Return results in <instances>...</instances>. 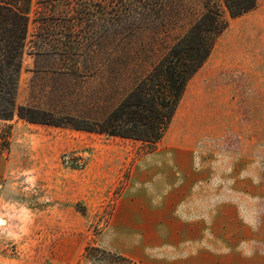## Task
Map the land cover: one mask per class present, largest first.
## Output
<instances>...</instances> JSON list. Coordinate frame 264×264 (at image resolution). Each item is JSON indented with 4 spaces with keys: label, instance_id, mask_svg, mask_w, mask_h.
<instances>
[{
    "label": "rangeland",
    "instance_id": "374dc122",
    "mask_svg": "<svg viewBox=\"0 0 264 264\" xmlns=\"http://www.w3.org/2000/svg\"><path fill=\"white\" fill-rule=\"evenodd\" d=\"M38 9L33 0L31 18ZM201 10L202 0H162L154 13L164 14L168 27L159 35L150 21L124 40L88 39L74 28L64 49L37 48L31 22L18 101L64 116L91 115L96 105L106 110L124 92L102 91L107 79L132 68L126 62L160 56ZM176 143L205 150L212 179L224 192L234 187L244 216L264 221V0L229 19L188 80L157 151ZM152 151L68 125L12 121L9 150L0 153V264H144L119 258L126 255L113 211L131 171ZM88 245L96 247L90 255ZM226 262L264 264V254L231 253Z\"/></svg>",
    "mask_w": 264,
    "mask_h": 264
},
{
    "label": "trees",
    "instance_id": "16d2710c",
    "mask_svg": "<svg viewBox=\"0 0 264 264\" xmlns=\"http://www.w3.org/2000/svg\"><path fill=\"white\" fill-rule=\"evenodd\" d=\"M32 1L0 0V153L9 150L12 121L16 119L68 125L139 142L146 151H152L164 135L188 80L207 59L229 19L254 9L258 0H202L201 12L160 56L152 61L142 59L133 66L126 62V67L135 68H127L126 73L112 74L107 79L102 88L106 94L110 95L118 86L124 88L109 108L102 111V105H96L93 114L78 116L56 115L18 101L30 23H37L34 35L37 48L46 43L49 46L60 43L63 49L67 48L75 37L74 28H83L88 39L93 36L124 40L150 21L159 35L168 27L164 14L154 13L162 0H35L40 9L31 18ZM55 26L67 32H54ZM93 249L96 247L86 246V254H92Z\"/></svg>",
    "mask_w": 264,
    "mask_h": 264
},
{
    "label": "crops",
    "instance_id": "0c3cea01",
    "mask_svg": "<svg viewBox=\"0 0 264 264\" xmlns=\"http://www.w3.org/2000/svg\"><path fill=\"white\" fill-rule=\"evenodd\" d=\"M157 146L131 171L113 211L124 257L144 264H232L224 263L231 253L264 254L262 216H244L234 187L224 192L212 179L205 150Z\"/></svg>",
    "mask_w": 264,
    "mask_h": 264
},
{
    "label": "bare ground",
    "instance_id": "6f19581e",
    "mask_svg": "<svg viewBox=\"0 0 264 264\" xmlns=\"http://www.w3.org/2000/svg\"><path fill=\"white\" fill-rule=\"evenodd\" d=\"M4 223V219H0V224H3Z\"/></svg>",
    "mask_w": 264,
    "mask_h": 264
}]
</instances>
